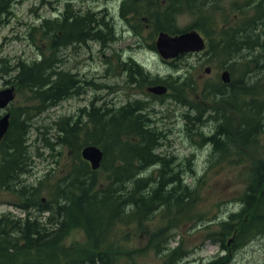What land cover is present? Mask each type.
<instances>
[{"label":"trees","instance_id":"obj_1","mask_svg":"<svg viewBox=\"0 0 264 264\" xmlns=\"http://www.w3.org/2000/svg\"><path fill=\"white\" fill-rule=\"evenodd\" d=\"M184 1L190 14L201 15L197 22L184 29H153L171 35L191 29L203 33L208 49L222 55L227 63L230 82L218 80L203 86L199 91L203 106L192 102V95L198 91L189 72L157 81L150 79L133 58L122 66L129 83H162L176 93L169 96L186 107L187 125L194 126V136L211 147L210 158L215 163L245 166L239 209L224 220L204 226L208 230L206 238L226 253L264 233V0H248L241 9L253 10L252 15L234 26H216L212 18L204 16L208 6L198 4L200 0ZM44 22L47 26L43 28L51 30L50 22ZM83 30L88 31L87 38L102 45L111 40V28L99 32L92 31L91 26L68 29L65 40ZM53 68L54 59L19 62L8 68L14 71L12 81L17 87L32 93L38 102L32 109L36 113L79 93L74 76L55 73ZM237 73L240 75L236 78ZM99 106L80 110L76 119L70 116L54 122L55 141L47 145L66 149L75 162L55 182L43 178L36 184L25 178L32 169L28 112L11 109L9 129L0 141V192L17 200L12 205L18 213L0 215V264H117L122 258L135 264V256L154 249L162 252L164 264H181L189 255L179 241L169 247L175 234L166 232L169 227L186 224L189 216L198 215L193 210L198 199L197 180L190 178L192 183L187 182V176H182L184 163L174 164L173 156L158 151L164 133L153 124L146 103L135 99L117 107L107 103ZM208 124L211 129L204 132ZM188 131L192 134L191 128ZM89 144L100 147L104 154L96 171L81 158V149ZM102 170L105 175L100 180L97 175ZM45 189L50 195L46 198L42 196ZM158 213L165 217L167 227L144 230ZM193 221L204 220L196 216L189 220ZM214 224L215 230L210 227ZM133 225L140 228V235L149 237L144 249L131 251L115 239L119 230H130ZM75 231L83 233L84 241L65 245ZM226 260L228 256L218 254L205 264H225Z\"/></svg>","mask_w":264,"mask_h":264},{"label":"rangeland","instance_id":"obj_2","mask_svg":"<svg viewBox=\"0 0 264 264\" xmlns=\"http://www.w3.org/2000/svg\"><path fill=\"white\" fill-rule=\"evenodd\" d=\"M83 1L92 3V0ZM148 2L158 5L149 7ZM169 2L170 0H119L117 10L120 8L122 16L118 17L119 24L115 26V30L112 29L111 40L106 41L105 45L88 42V47L64 46L61 37L58 39L50 37L51 30L43 28L47 25L41 23L44 19L51 18L53 12L52 0H27L25 4L16 6L12 12L0 10V91L7 88L14 90L15 97L8 107V112L11 109L23 108L29 115L28 122L32 125L29 133L32 169L28 181L36 184L39 180L47 178L53 183L75 162L72 154L66 153V149L51 148L47 145V142L55 141V121L70 116L76 119L77 114H81L80 110L88 111L91 107H100L99 105L105 103L117 107L140 99L142 103H146L147 111H150L155 125L165 135L158 151L163 155L173 156L174 164L183 162L182 176H187L186 180L189 183L195 179L199 184L198 199L193 208L198 215H191L187 220L189 222L196 216H202L204 221L179 224L174 229L169 227L166 232L175 234L172 246L179 240L182 248L189 252L187 260L182 264L185 262L205 264L218 254L228 256L225 264H263L264 233L251 238L238 250L230 249L226 253H221L219 246L206 238L208 230L204 228L206 224L226 219L229 213L239 209V198L244 190L245 166H235L222 161L215 163L214 158H210L211 147L194 136V126L187 125L184 118L186 107L175 101V96L174 99L169 96L176 93L168 89L167 94L163 96L152 95L146 91L152 84L129 83L125 67L122 66L124 62L134 58L147 76L150 79L156 78L157 81L189 72L191 80L196 84L195 90L198 91L197 95H192L193 104L201 103L199 91L203 86L220 81V74L224 69L227 70V63H224L222 55L210 51L208 46L202 52L189 53L167 61L152 48L159 33L152 27L156 26L155 17L157 13H162L160 11ZM202 2L208 6L204 16L212 18L216 26L240 25L253 13L249 8L241 9L248 0H202ZM1 3L6 4V1L0 0V5ZM104 4V0H101L98 8H103ZM180 11L175 25L179 29H184L201 18L200 14H190L185 9V4L180 5ZM144 17L151 20L148 23L150 26H146ZM199 33L207 42L206 36ZM56 44L59 48H56ZM50 59H54L55 73H75L86 83L77 84L79 93L60 101L56 107L36 113L32 109L38 102L32 93L17 87L12 81L14 71L8 68L13 69L19 62H42ZM206 69H209L208 73ZM239 75L240 73H237L235 77ZM158 84L162 83L155 85ZM210 126L208 124L204 131L209 132ZM189 128L192 134L188 131ZM104 175L105 172L102 170L97 177L102 180ZM42 196L49 197V191L45 189ZM12 203L16 204L17 200L11 194L0 192V215L7 211L17 214V209ZM164 220L165 217L158 213L151 218L146 227L144 226V230L151 232L165 228L167 226ZM210 227L215 230L216 224ZM139 229L136 225L130 230L121 229L115 235V239L131 251L144 249L148 245L149 237L140 235ZM83 241V233L75 231L64 243L70 246ZM161 253L155 249L148 250L144 256H135V264H164ZM117 264H130V261L122 258Z\"/></svg>","mask_w":264,"mask_h":264},{"label":"flooded vegetation","instance_id":"obj_3","mask_svg":"<svg viewBox=\"0 0 264 264\" xmlns=\"http://www.w3.org/2000/svg\"><path fill=\"white\" fill-rule=\"evenodd\" d=\"M6 1V4L1 3L0 10L6 12H12L13 9L18 5H23L27 0H1V2ZM101 0H92V3H85L83 0H52L53 12L51 18H47L51 22V35L52 37L59 38L63 41L64 46H74L82 47L87 46L88 42H97L98 40H89L87 38L86 30H83L81 34L72 36V38L65 40L69 37L67 28L77 27V26H91L92 31H103L106 27L115 30V26L119 24V16H122L119 6V0H104V7L98 8L99 2ZM184 0H170V2L163 7L160 11L162 13H157L155 17L156 26H175L177 23L176 17L181 13L179 12L180 5H184ZM202 0L198 1V4H202ZM148 5H158L154 2H148ZM97 7V9H95ZM40 9V8H39ZM153 15V14H151ZM144 20L147 22L146 26L151 20L147 17H144ZM129 25V24H128ZM58 26H62V29H59ZM126 26V24L124 25ZM189 26V25H188ZM87 38V39H86ZM101 44V43H100ZM56 48H59L58 44L55 45ZM76 78V83L79 85L85 80L80 79L76 76L75 73L71 74ZM167 248V247H166Z\"/></svg>","mask_w":264,"mask_h":264},{"label":"water","instance_id":"obj_4","mask_svg":"<svg viewBox=\"0 0 264 264\" xmlns=\"http://www.w3.org/2000/svg\"><path fill=\"white\" fill-rule=\"evenodd\" d=\"M156 50L165 60L175 59L187 53H196L204 50L206 44L204 39L196 30L186 31L177 35H170L166 32H160L155 42ZM209 72V69H206ZM223 83L230 81L229 72L223 71L220 75ZM147 91L156 96H162L167 93V87L164 85L149 86ZM13 88H7L0 91V110H5L14 100ZM9 113L0 117V140L6 134L9 127ZM82 158L90 164L91 169L100 168L103 160V152L95 145H88L81 151Z\"/></svg>","mask_w":264,"mask_h":264},{"label":"bare ground","instance_id":"obj_5","mask_svg":"<svg viewBox=\"0 0 264 264\" xmlns=\"http://www.w3.org/2000/svg\"><path fill=\"white\" fill-rule=\"evenodd\" d=\"M41 24H45V22L43 21V23H41ZM74 28H76V27H73V28H71V27H69V28H67V31H68V29L70 30H74ZM143 111H145L144 109H143ZM142 111V112H143ZM136 113V112H135ZM151 119H152V121H153V124H155V120L151 117ZM206 127V126H205ZM204 127V128H205ZM205 132V131H204ZM165 136V135H164ZM165 138V137H164ZM164 138L160 141V142H162L163 140H164ZM211 152H212V149H211ZM154 167V166H153ZM155 168V167H154ZM30 176V173H28L27 175H26V179H27V181H28V177ZM235 250H238V248L237 249H235ZM166 251V250H165ZM187 260V258L186 259H183L182 261H181V264H182V262L183 261H186ZM185 263H187V264H189V262H185ZM185 263H183V264H185ZM264 264V263H263Z\"/></svg>","mask_w":264,"mask_h":264}]
</instances>
